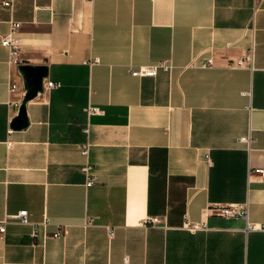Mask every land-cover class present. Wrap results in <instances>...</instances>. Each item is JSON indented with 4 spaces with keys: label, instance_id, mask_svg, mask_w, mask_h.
I'll return each instance as SVG.
<instances>
[{
    "label": "crops",
    "instance_id": "0c3cea01",
    "mask_svg": "<svg viewBox=\"0 0 264 264\" xmlns=\"http://www.w3.org/2000/svg\"><path fill=\"white\" fill-rule=\"evenodd\" d=\"M3 1L20 62L0 45V264H264V0ZM19 65L46 73L11 129ZM22 210L36 238L5 220Z\"/></svg>",
    "mask_w": 264,
    "mask_h": 264
},
{
    "label": "built area",
    "instance_id": "2783aa9c",
    "mask_svg": "<svg viewBox=\"0 0 264 264\" xmlns=\"http://www.w3.org/2000/svg\"><path fill=\"white\" fill-rule=\"evenodd\" d=\"M11 0L3 1L2 5L4 6H10ZM18 27V23L15 21H10L9 23V28L8 31L0 36V45L2 47L6 48L7 51V56H8V62L10 63H19L20 59L18 57V37L15 35L16 28ZM253 57V48L250 49L248 55L245 56L244 59H241L237 62V65H242L243 62L245 61H252ZM97 58H92L89 63H96ZM161 68L163 70H168L170 68V65L168 63H160V64H149V65H142L137 67L136 69L131 70V75L132 76H149V77H154L157 74L158 69ZM57 86V83H54L52 81H44L43 83V88L44 89H50L54 88ZM15 86L14 84L10 83L8 86V91L12 92L14 90ZM16 105V103H13ZM85 111L87 114H92V113H100L101 111L97 107H86ZM241 142L245 143L247 148L249 149L251 147L252 143V138L250 134L241 137L240 138ZM6 145L9 146V142H6ZM81 154L86 153V145H83L80 149ZM89 166L86 165L83 170L87 172L89 170ZM256 172H259L261 174H264L263 169H255ZM92 176L89 175L86 178L85 186L90 187L92 184ZM216 214L219 217L222 218H235V217H244L247 218V208H243L238 205H230V206H220ZM5 220H12L16 221L20 225H26L31 227V233L30 236L32 238H36L39 232V229L45 228L47 225L46 221L40 222L38 224H30L27 221V214L25 210L19 211L16 214L13 215H8L5 217ZM153 222H156V219L152 220ZM5 221L3 220L0 222V235L4 232V225ZM183 229L187 230L188 232H197V231H207L208 226L206 222H190V221H185L183 224ZM247 229H251V226L247 225ZM61 234V230L57 229L52 235V238H58Z\"/></svg>",
    "mask_w": 264,
    "mask_h": 264
},
{
    "label": "water",
    "instance_id": "95a60500",
    "mask_svg": "<svg viewBox=\"0 0 264 264\" xmlns=\"http://www.w3.org/2000/svg\"><path fill=\"white\" fill-rule=\"evenodd\" d=\"M18 70L22 73V85L24 88L23 101L19 104L17 114L10 121L11 129L23 128L26 124L25 101L32 99L41 90V79L45 76L44 66L19 65Z\"/></svg>",
    "mask_w": 264,
    "mask_h": 264
}]
</instances>
